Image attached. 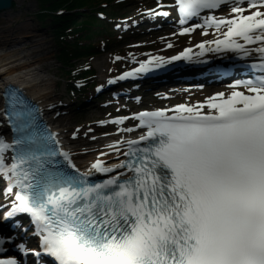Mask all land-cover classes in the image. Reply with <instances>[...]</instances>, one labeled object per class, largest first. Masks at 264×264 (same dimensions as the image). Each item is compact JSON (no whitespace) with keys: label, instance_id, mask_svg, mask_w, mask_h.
<instances>
[{"label":"snow or ice","instance_id":"obj_1","mask_svg":"<svg viewBox=\"0 0 264 264\" xmlns=\"http://www.w3.org/2000/svg\"><path fill=\"white\" fill-rule=\"evenodd\" d=\"M226 2L175 0L181 23ZM244 2L232 7L235 19L212 17L217 30L228 28L216 43L250 55L233 39L240 37L260 44L255 51L264 57V0H247L250 14ZM243 84L248 94L209 98L211 112L179 104L172 115L137 114L146 131L126 142L125 159L110 166L98 159L83 173L56 133L37 131L39 109L9 89L7 116L17 135L11 144L0 139V176L7 193L16 192L5 219L28 214L40 237V251L19 245L24 255L55 264H264V75ZM92 170L115 174L95 182Z\"/></svg>","mask_w":264,"mask_h":264},{"label":"rangeland","instance_id":"obj_2","mask_svg":"<svg viewBox=\"0 0 264 264\" xmlns=\"http://www.w3.org/2000/svg\"><path fill=\"white\" fill-rule=\"evenodd\" d=\"M107 1L108 0H82L81 3L85 8L79 7L77 11L70 13L75 14V19L78 22L88 20L96 23L94 19L90 18V16H92L90 15L91 11L99 9L98 5L100 2ZM158 1L163 2L165 6L176 4L175 0H150L149 2H146V0H119L117 4L107 7L106 11L109 15H113L110 14L113 9L119 11V14L121 11L123 13H121L122 17H118L117 13L114 14V17L119 18L120 21L116 18L103 20L102 22L97 21V23L102 25L103 28L100 29L97 27L96 31L91 32V45H98L101 39L104 40V42H107L108 40H106L103 33L109 32L115 37V39H113L112 42L108 41L107 44H105L106 46L104 50L87 57V60L81 59L80 61H76V65L88 61L94 67L95 75L93 79L88 81V83H101V81L106 79L110 74V68L113 65H116L117 71H119L122 67L126 68L135 63L147 62L150 59L180 51L186 47L195 45L196 42L199 43L200 41H203L202 39H205V34L202 30L197 29L189 32L183 31V29L189 28L190 26L180 28L171 27L163 31H156L157 29L153 28L155 23L150 21L148 17L138 18L135 21V28L137 29L132 30L130 33L124 32L121 39L118 37V33L122 34L121 30L124 27L121 25L124 24L126 20L143 13L142 9H153L157 7ZM41 9V3H39L38 0H18L17 7L14 11L0 15V30L13 31L22 35L35 34L41 37V40L44 43L39 50L43 59L39 62L38 70L45 67L50 68V70L42 73L41 76L43 75L45 78H52L56 83L54 89L55 99H61V104L65 106V110L68 111L62 117L65 122V128L72 127V129L68 130V133L75 134L88 131L91 133L103 134L108 131L117 132L119 128H117L116 125L109 126L110 124L103 119L129 110L149 109L183 101L181 97H177V95H180L181 93H176V91L163 93V95L167 94V97L164 96L163 98L165 99L163 100H159V95H155L152 99L147 100L151 101L149 103L145 102L146 98H143L144 103L142 101L137 103L136 99L124 102L117 100V96H105L102 98V103L96 105L90 103V109L86 111L80 108L76 109L74 105L72 110L69 105L74 103V101L71 98L68 83L64 81L66 75L65 69L58 61L59 47L57 45V38L55 39L53 26L50 25L49 22L41 19ZM169 10L171 9L169 8ZM117 24L118 27L120 26V29L118 28V30L115 28V25ZM127 24L129 23H126L125 25ZM169 24L170 23H166V26ZM25 27L31 29V31L24 32L26 29ZM211 28L212 27H209L204 31L206 33H211ZM144 29L148 30L142 32ZM134 33L139 34V36L133 37L132 34ZM86 40L81 39L83 42ZM118 55L119 59L117 61L115 56ZM202 96L203 95L200 96V99H203L204 96ZM101 104H103V107H100ZM106 111H112L113 113ZM99 120H101V122L100 124H97L96 121ZM2 191L4 192V188L0 187V192Z\"/></svg>","mask_w":264,"mask_h":264},{"label":"bare ground","instance_id":"obj_3","mask_svg":"<svg viewBox=\"0 0 264 264\" xmlns=\"http://www.w3.org/2000/svg\"><path fill=\"white\" fill-rule=\"evenodd\" d=\"M244 8L247 9L245 14H250L252 11H255L254 9H248V7H244ZM261 10L264 11V9H261ZM215 18L216 19H235L237 18V14L232 13L231 10H228L222 14L217 15ZM28 31H31V29L26 28L24 32H28ZM209 38L215 40L216 35H212ZM208 42L211 43V41H208ZM43 43L44 42L41 40V37L35 34L22 35L20 33H15L13 31L0 30V125L4 123L2 118L4 117V113H5L4 92H5V86L8 84V75H7L8 73L6 70L8 68H10V71H14L12 73H15V70L21 71V72H28L27 75L29 76V78H32V79L35 78V80L38 83L37 82H35V84L32 83L33 84L32 90L33 91L35 90V93H38V97L40 98L41 101H46L49 105H52V107L51 106L50 107L51 109H53L52 110L53 114L57 113L56 114L57 117L62 115V113L60 112L62 111V109H60L59 104L55 102L54 89H55L56 83L53 81L52 78H45L43 75L41 76L42 73H45L46 71L50 70V68L45 67L41 70H38L39 62H41V59H43V56L40 53L39 48L43 45ZM214 54H217V53H214ZM209 58L205 57V59L212 61V59L215 58V56L212 58L211 57ZM17 61L18 63H20L19 65H17ZM199 62L202 63V61H199ZM202 64L203 66L204 65L207 66V64H204V63ZM14 66L15 68H13ZM191 66L193 67L194 64L191 63ZM184 76H189V75H184ZM197 76L200 79H203V80L205 79L203 76L199 75L198 73H197ZM162 85L163 84H161L160 86ZM231 89L234 91L235 88H231ZM246 90L247 89L245 87L240 88V89L239 88L235 89V91H242V92H245ZM213 93H214L213 91L210 92V94H213ZM227 93L229 94L231 92L227 91ZM200 94L195 93L193 91H189L186 94L187 98L185 101H188V102L191 101L190 107H194V106L199 107L200 105L199 100H201ZM226 96L227 95H224V97ZM203 100L206 101V100H209V98H206ZM188 102H185V103H188ZM50 103H53V104H50ZM134 111H140V110H134ZM129 112L130 111H128L127 113ZM136 113H134V115H136ZM120 117L126 118L122 122L117 124L120 130L123 131L124 129L130 128L132 129V131L130 132L125 131V132H128V134H133L134 128L136 126L134 125V122H135L134 118L128 119V116H125V115H122ZM1 120H2V123H1ZM59 120L62 123L59 124L58 131L61 132L62 134L61 136H62V139L65 145L69 146L71 154L78 157L79 162L84 167L91 169L92 163H94L98 159L103 161L108 166L112 165V163L117 160V157L118 155H120V153H118L116 149L120 150V148L125 142L122 139H120L121 138L120 135H115L116 132L108 131L103 134L91 133L88 131L78 132L75 134L66 133L64 129L65 124L63 123V120L61 118ZM70 128L72 127H68V129ZM5 133L6 135H8V127H6L4 131H0V135H5ZM110 146H114V147H110ZM2 197L3 196L0 194V208H3L4 202H5V200H2ZM3 214H4V209H2V211L0 212V217ZM23 231L25 233V229ZM15 233L16 231L9 232V230H7L5 232V230L2 231V229L0 228V237H3V238L9 239L11 235ZM27 241L28 240L26 239V242ZM32 245H34V247H38V243H35V241L32 243ZM31 249L38 250L37 248H31Z\"/></svg>","mask_w":264,"mask_h":264},{"label":"trees","instance_id":"obj_4","mask_svg":"<svg viewBox=\"0 0 264 264\" xmlns=\"http://www.w3.org/2000/svg\"><path fill=\"white\" fill-rule=\"evenodd\" d=\"M41 3L40 17L43 21L49 22L53 26V32L57 45L59 47L58 61L65 69L67 83L74 90V94L79 95V90L74 86V80L88 74L86 69L75 67L79 58L96 50V44H81V39H90L91 32L98 26L96 23L88 20L76 21L75 15L71 10L84 6L82 0H38ZM82 4V5H81ZM80 5V6H79ZM59 10H66L68 13L58 14ZM91 15V14H90ZM87 16V15H85ZM94 19V16H90ZM73 28V29H72ZM68 29H72L68 30ZM71 38L72 40H70Z\"/></svg>","mask_w":264,"mask_h":264},{"label":"water","instance_id":"obj_5","mask_svg":"<svg viewBox=\"0 0 264 264\" xmlns=\"http://www.w3.org/2000/svg\"><path fill=\"white\" fill-rule=\"evenodd\" d=\"M17 2L18 0H0V15L14 11Z\"/></svg>","mask_w":264,"mask_h":264}]
</instances>
